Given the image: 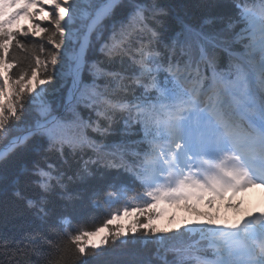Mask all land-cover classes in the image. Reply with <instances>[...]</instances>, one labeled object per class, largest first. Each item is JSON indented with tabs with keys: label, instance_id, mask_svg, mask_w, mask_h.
Wrapping results in <instances>:
<instances>
[{
	"label": "snow or ice",
	"instance_id": "1",
	"mask_svg": "<svg viewBox=\"0 0 264 264\" xmlns=\"http://www.w3.org/2000/svg\"><path fill=\"white\" fill-rule=\"evenodd\" d=\"M199 7L0 0V264H264V210L154 223L264 189V0Z\"/></svg>",
	"mask_w": 264,
	"mask_h": 264
},
{
	"label": "rangeland",
	"instance_id": "2",
	"mask_svg": "<svg viewBox=\"0 0 264 264\" xmlns=\"http://www.w3.org/2000/svg\"><path fill=\"white\" fill-rule=\"evenodd\" d=\"M21 25H27L29 22L26 20H22ZM243 201L242 211L238 214L233 210L226 208L221 202H217L216 207L210 208L206 203L200 204L199 211L200 213L204 214L202 216H197L194 213L188 211L183 205L180 206H167L164 205L163 207L166 208L165 214L159 219L156 220L155 224L163 227H176L180 223H184L187 221H194L196 219H204L208 214L212 215L213 217L218 216L220 222L222 223L225 220L234 221L240 219L244 215L249 212L255 211L258 212L259 209H264V203H259L255 210L249 208L250 204H252L253 199L249 198V200H243L240 196L237 197L235 202ZM173 217L175 219L173 220ZM130 222V218L125 216L123 219L116 221V224H125L127 225ZM104 232L99 233L95 237H91L90 240L94 243H99L102 235Z\"/></svg>",
	"mask_w": 264,
	"mask_h": 264
},
{
	"label": "trees",
	"instance_id": "3",
	"mask_svg": "<svg viewBox=\"0 0 264 264\" xmlns=\"http://www.w3.org/2000/svg\"><path fill=\"white\" fill-rule=\"evenodd\" d=\"M164 2L173 5L174 10L180 14L188 13L189 15L195 17L202 11L199 7L201 0H164ZM102 218V214L97 212L91 213L88 217L89 221L95 222H99ZM27 226V222L24 218L14 215L10 206L0 202V234L14 235L18 230L26 228ZM172 228L175 227L173 226ZM107 234V230H105L102 237ZM198 255L206 259L215 258L211 249H205L204 251L199 252ZM167 258L169 260L173 259L174 254L169 252L167 254Z\"/></svg>",
	"mask_w": 264,
	"mask_h": 264
},
{
	"label": "bare ground",
	"instance_id": "4",
	"mask_svg": "<svg viewBox=\"0 0 264 264\" xmlns=\"http://www.w3.org/2000/svg\"><path fill=\"white\" fill-rule=\"evenodd\" d=\"M264 189L256 188V189H250L247 193H242V195H249L252 197L254 201L258 200L259 202H264V192L260 191ZM252 208H255V203L252 205Z\"/></svg>",
	"mask_w": 264,
	"mask_h": 264
}]
</instances>
